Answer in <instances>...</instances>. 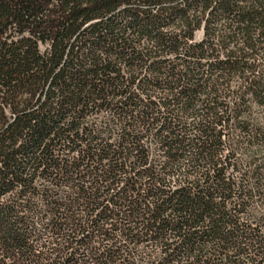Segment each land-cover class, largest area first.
Returning a JSON list of instances; mask_svg holds the SVG:
<instances>
[{
	"label": "trees",
	"instance_id": "16d2710c",
	"mask_svg": "<svg viewBox=\"0 0 264 264\" xmlns=\"http://www.w3.org/2000/svg\"><path fill=\"white\" fill-rule=\"evenodd\" d=\"M0 264H264V0H0Z\"/></svg>",
	"mask_w": 264,
	"mask_h": 264
},
{
	"label": "rangeland",
	"instance_id": "374dc122",
	"mask_svg": "<svg viewBox=\"0 0 264 264\" xmlns=\"http://www.w3.org/2000/svg\"><path fill=\"white\" fill-rule=\"evenodd\" d=\"M198 36H200V34H199ZM198 38H199V37H198Z\"/></svg>",
	"mask_w": 264,
	"mask_h": 264
}]
</instances>
